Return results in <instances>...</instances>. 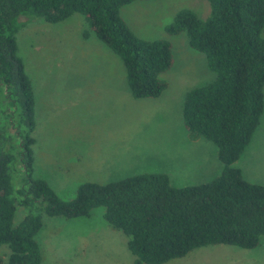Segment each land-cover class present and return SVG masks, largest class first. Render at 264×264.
<instances>
[{"label":"trees","instance_id":"trees-1","mask_svg":"<svg viewBox=\"0 0 264 264\" xmlns=\"http://www.w3.org/2000/svg\"><path fill=\"white\" fill-rule=\"evenodd\" d=\"M133 1L0 0V249H6L0 264H43L36 240L40 212L72 218L103 207L105 221L126 235L134 264H163L214 244L252 249L264 235V185L245 180L232 166L264 109V0H207L206 18L182 8L165 26L169 35L185 32L190 47L203 53L215 72L212 81L185 93L182 118L191 137L216 146L222 163L217 176L180 187L159 172L87 181L70 200L32 176L35 97L18 54L22 17L55 23L82 14L89 28L83 37L92 31L118 55L132 97H158L168 86L160 74L173 65L172 44L131 30L120 9ZM15 173L18 186L12 182ZM19 206L27 213L14 224Z\"/></svg>","mask_w":264,"mask_h":264},{"label":"rangeland","instance_id":"rangeland-1","mask_svg":"<svg viewBox=\"0 0 264 264\" xmlns=\"http://www.w3.org/2000/svg\"><path fill=\"white\" fill-rule=\"evenodd\" d=\"M182 8L203 19L210 13L207 0H136L120 9L136 35L172 44L173 65L160 74L168 86L152 98L132 97L118 55L92 31L83 37L89 28L82 14L55 23L22 17L16 34L18 54L35 97L32 176L46 180L60 199H72L87 181L108 183L159 172L180 187L220 173L216 146L201 136L191 137L182 118L185 93L215 77L205 55L190 47L185 32L165 31ZM232 166L245 180L264 185V109L250 142ZM12 182L19 185L16 173ZM103 212L101 206L72 218L40 212L43 224L36 240L42 263L134 264L126 235L112 228ZM26 213V208L17 207L14 224ZM0 256L5 260L4 247ZM163 264H264V235L252 249L207 245Z\"/></svg>","mask_w":264,"mask_h":264},{"label":"crops","instance_id":"crops-1","mask_svg":"<svg viewBox=\"0 0 264 264\" xmlns=\"http://www.w3.org/2000/svg\"><path fill=\"white\" fill-rule=\"evenodd\" d=\"M125 80H126V72H125ZM128 85V84H127Z\"/></svg>","mask_w":264,"mask_h":264}]
</instances>
